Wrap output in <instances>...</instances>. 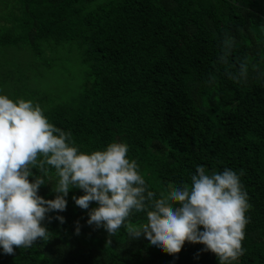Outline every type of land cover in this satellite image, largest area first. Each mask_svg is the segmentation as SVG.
<instances>
[{
	"label": "trees",
	"instance_id": "obj_1",
	"mask_svg": "<svg viewBox=\"0 0 264 264\" xmlns=\"http://www.w3.org/2000/svg\"><path fill=\"white\" fill-rule=\"evenodd\" d=\"M9 1L14 24L0 28V48L25 43L41 57L49 43L73 42L85 78L73 95L50 101L36 98L30 69L19 78L0 72V95L52 102L44 115L86 153L127 144L157 198L190 183L197 166L243 170L249 223L235 264H264V0ZM225 34L235 39L228 65L219 62ZM245 60L248 78L237 83L226 72L238 74ZM57 179L52 170L38 195L54 199ZM81 195L70 190L66 210L49 213L48 240L14 255L0 248V264H219L200 244L185 243L172 256L125 227L108 237L87 224L97 204L82 210L72 199ZM130 222L145 223L146 213Z\"/></svg>",
	"mask_w": 264,
	"mask_h": 264
},
{
	"label": "clouds",
	"instance_id": "obj_2",
	"mask_svg": "<svg viewBox=\"0 0 264 264\" xmlns=\"http://www.w3.org/2000/svg\"><path fill=\"white\" fill-rule=\"evenodd\" d=\"M235 39L225 34L219 62L228 65ZM248 62L239 64L238 74L226 72L239 83L248 78ZM214 80V77H213ZM129 146L112 142L104 150L81 151L65 132L49 122L43 109L31 100L13 101L0 95V248L14 255L48 240L44 222L52 212H63L70 190L76 206L88 210L87 224L103 228L108 237L125 227L133 239L141 236L162 252L175 256L185 245L200 244L214 254L219 264H235L244 255L243 241L249 223L247 193L241 183L243 170L209 173L197 166L190 183L170 186L159 194L150 190L136 160L128 157ZM33 169L38 175L34 174ZM54 170L51 191L55 198L38 195ZM134 213H146V222L134 226ZM61 224L64 218L56 216ZM78 223V222H77ZM77 226L76 234H79ZM107 243H111L108 239Z\"/></svg>",
	"mask_w": 264,
	"mask_h": 264
},
{
	"label": "rangeland",
	"instance_id": "obj_3",
	"mask_svg": "<svg viewBox=\"0 0 264 264\" xmlns=\"http://www.w3.org/2000/svg\"><path fill=\"white\" fill-rule=\"evenodd\" d=\"M0 0V28L11 27L14 22L8 21L16 12L14 5L9 0ZM98 0L91 4L97 5ZM48 50L41 57H35L32 50L25 43L16 46L0 48V72L14 74L22 77L23 72L28 71V78L32 88L39 87L36 98H65L73 95L85 78V67L82 64L81 50L73 42H64L60 45L49 43ZM50 64V67H48ZM35 84V85H34ZM59 100H56L58 102ZM38 102V101H37ZM44 114L51 108L52 102L38 104Z\"/></svg>",
	"mask_w": 264,
	"mask_h": 264
}]
</instances>
